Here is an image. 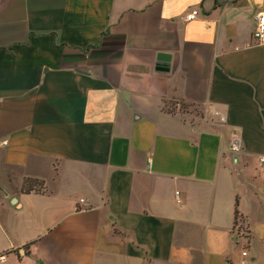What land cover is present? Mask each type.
Here are the masks:
<instances>
[{
    "label": "crops",
    "instance_id": "crops-1",
    "mask_svg": "<svg viewBox=\"0 0 264 264\" xmlns=\"http://www.w3.org/2000/svg\"><path fill=\"white\" fill-rule=\"evenodd\" d=\"M259 13L0 0V264H264Z\"/></svg>",
    "mask_w": 264,
    "mask_h": 264
},
{
    "label": "built area",
    "instance_id": "built-area-1",
    "mask_svg": "<svg viewBox=\"0 0 264 264\" xmlns=\"http://www.w3.org/2000/svg\"><path fill=\"white\" fill-rule=\"evenodd\" d=\"M199 17V11L195 10L188 13L186 16L182 17V20L185 22H193ZM256 27L253 33L254 44L257 46H264V13H259L255 17ZM218 115V113H216ZM221 121L224 122V118H221ZM231 151L234 154H240L242 152V140L238 134L234 135L231 141L230 146ZM259 164L264 168V157L259 159ZM85 200H81L80 204H84ZM247 253H243L244 260L242 264H246L245 258Z\"/></svg>",
    "mask_w": 264,
    "mask_h": 264
},
{
    "label": "trees",
    "instance_id": "trees-1",
    "mask_svg": "<svg viewBox=\"0 0 264 264\" xmlns=\"http://www.w3.org/2000/svg\"><path fill=\"white\" fill-rule=\"evenodd\" d=\"M45 190V183L41 180L36 179H26L23 184V193L31 194V193H42ZM235 219L236 222L240 219V212L238 210V202L235 205Z\"/></svg>",
    "mask_w": 264,
    "mask_h": 264
},
{
    "label": "water",
    "instance_id": "water-1",
    "mask_svg": "<svg viewBox=\"0 0 264 264\" xmlns=\"http://www.w3.org/2000/svg\"><path fill=\"white\" fill-rule=\"evenodd\" d=\"M169 60H170V58L168 56L160 55V57H159V66L161 68L168 67ZM12 202H13V204L17 203L16 199H13Z\"/></svg>",
    "mask_w": 264,
    "mask_h": 264
},
{
    "label": "rangeland",
    "instance_id": "rangeland-1",
    "mask_svg": "<svg viewBox=\"0 0 264 264\" xmlns=\"http://www.w3.org/2000/svg\"><path fill=\"white\" fill-rule=\"evenodd\" d=\"M194 114H196V115H197V112L195 111V112H194ZM199 115H200V114H199Z\"/></svg>",
    "mask_w": 264,
    "mask_h": 264
}]
</instances>
